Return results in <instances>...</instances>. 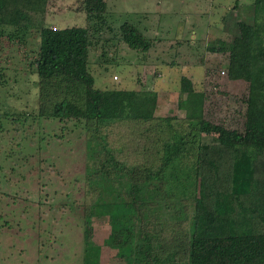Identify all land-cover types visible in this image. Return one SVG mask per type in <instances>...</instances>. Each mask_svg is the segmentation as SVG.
<instances>
[{
	"label": "trees",
	"instance_id": "16d2710c",
	"mask_svg": "<svg viewBox=\"0 0 264 264\" xmlns=\"http://www.w3.org/2000/svg\"><path fill=\"white\" fill-rule=\"evenodd\" d=\"M49 2L0 0V39L22 45L37 31L39 49L22 56L20 67L37 75L39 116L92 129L83 264H99L95 217H107L106 245L122 264H264V0H254L251 22L229 13L225 28L233 41L213 50L229 52L230 80L248 83L242 132L206 119L205 94L189 78L181 80L183 120L155 116L156 92L95 88L89 51L107 27V1L83 0L93 26L64 29L37 19ZM119 32L142 53L157 42L130 22ZM121 133L133 139V159ZM211 134L218 142L202 144Z\"/></svg>",
	"mask_w": 264,
	"mask_h": 264
},
{
	"label": "rangeland",
	"instance_id": "374dc122",
	"mask_svg": "<svg viewBox=\"0 0 264 264\" xmlns=\"http://www.w3.org/2000/svg\"><path fill=\"white\" fill-rule=\"evenodd\" d=\"M106 1L107 27L93 38L89 51L95 88L156 92L155 116L183 120L181 80L189 78L194 90L205 94L208 121L244 130L248 83L230 80L229 52L213 50L233 41L225 17L234 12L251 22L254 0ZM37 19L51 29L93 26L83 0H50ZM125 22L157 39L147 53L120 39ZM39 46L35 30L22 45L0 39V264H83L93 133L84 121L39 116L37 75L20 67L21 57H35ZM119 137L133 159V139L123 133ZM217 142L218 134L201 137L202 144ZM92 226L93 242L101 247L99 264H122L117 251L106 245L111 235L107 217L93 218Z\"/></svg>",
	"mask_w": 264,
	"mask_h": 264
}]
</instances>
